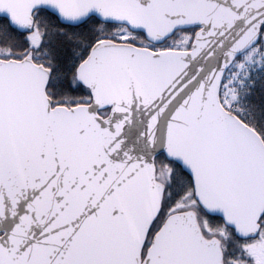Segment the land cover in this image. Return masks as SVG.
Masks as SVG:
<instances>
[{
	"label": "snow or ice",
	"instance_id": "1",
	"mask_svg": "<svg viewBox=\"0 0 264 264\" xmlns=\"http://www.w3.org/2000/svg\"><path fill=\"white\" fill-rule=\"evenodd\" d=\"M0 264H264V0H0Z\"/></svg>",
	"mask_w": 264,
	"mask_h": 264
}]
</instances>
